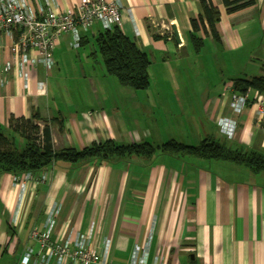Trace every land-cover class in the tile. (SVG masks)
<instances>
[{
	"label": "crops",
	"instance_id": "0c3cea01",
	"mask_svg": "<svg viewBox=\"0 0 264 264\" xmlns=\"http://www.w3.org/2000/svg\"><path fill=\"white\" fill-rule=\"evenodd\" d=\"M26 1L42 15L48 9L67 12L81 0ZM119 1L118 27L148 57L150 86L108 88L104 75L96 82L88 68L96 61L97 23L79 28L77 49L69 33L56 40L51 72L36 65L23 74L11 53L15 37L0 32V124L33 112L40 127L56 119L47 123L55 150L107 140L190 145L210 137L232 150L264 155V113L255 92L247 93L239 114L231 102L234 79L264 75V0L231 14L223 0H210L220 13L219 39H212L204 22L207 34L197 33L203 42L198 52L188 39L190 21L202 14L198 0ZM184 74L190 87L179 83ZM78 78L84 86L63 84ZM221 118L235 121L232 138L220 132ZM32 176L0 175V264H22L28 249L29 264L38 261L45 250L31 232L41 231L52 211L53 242L84 241L101 253L108 244L110 264H127L134 247L149 239V264H264V173L246 166L159 155L150 163H54Z\"/></svg>",
	"mask_w": 264,
	"mask_h": 264
},
{
	"label": "trees",
	"instance_id": "16d2710c",
	"mask_svg": "<svg viewBox=\"0 0 264 264\" xmlns=\"http://www.w3.org/2000/svg\"><path fill=\"white\" fill-rule=\"evenodd\" d=\"M198 2L202 14L190 21L192 31L188 35L190 45L195 52H198L203 45L197 33L203 30L207 34L204 22L212 39L215 42L219 39L215 27L220 19L218 9L210 0H198ZM254 3V0H223L228 14L251 7ZM94 44L106 74L115 77L120 86L135 90H144L150 86L148 57L118 26L101 30L94 37ZM249 91L264 96V75L233 80L232 94L245 95ZM55 120L43 121L44 125L40 127L38 124L42 119L37 112H33L28 119L10 117L7 127L0 124V175L10 174L14 177L27 173L34 175L54 163L86 166L112 164L132 158L150 163L156 154L174 158L225 161L246 166L253 173H264L263 154L232 150L210 137L204 138L197 145H186L175 140H169L158 146L148 141L119 144L107 140L92 143L81 149L55 150L50 127L47 124H53Z\"/></svg>",
	"mask_w": 264,
	"mask_h": 264
},
{
	"label": "built area",
	"instance_id": "2783aa9c",
	"mask_svg": "<svg viewBox=\"0 0 264 264\" xmlns=\"http://www.w3.org/2000/svg\"><path fill=\"white\" fill-rule=\"evenodd\" d=\"M123 10L119 0L106 2L105 0H81L76 8L67 12L48 9L44 14L38 15L34 8L26 0H0V32L13 35L14 41L11 53L16 63L24 74L27 66L41 65L48 72L54 69L53 49L56 40L63 34H71V46L77 49L80 45L79 28L83 31L90 30L96 23L102 30H109L120 25V15ZM131 14L130 9H127ZM31 53H34L33 55ZM9 63L3 69L9 70ZM245 95H231L232 110L239 114L247 103ZM256 104L261 106L264 113V96L255 93ZM220 132L228 138H232L235 132V121L228 118L218 120ZM25 180H32L29 173L23 175ZM57 212V211H56ZM55 212H50L47 222L41 231L33 230L31 239H34L45 250L39 254L38 261L33 264H49L53 259L55 264H63L70 261L74 264H110L105 244L104 251L98 252L87 242L77 241L72 243L70 239L63 242H53L51 235L55 225ZM150 239L141 246L134 247L127 264H149ZM32 250L25 253L22 264H29ZM152 264H160L157 259Z\"/></svg>",
	"mask_w": 264,
	"mask_h": 264
},
{
	"label": "rangeland",
	"instance_id": "374dc122",
	"mask_svg": "<svg viewBox=\"0 0 264 264\" xmlns=\"http://www.w3.org/2000/svg\"><path fill=\"white\" fill-rule=\"evenodd\" d=\"M87 51V50H86ZM91 67L90 68H88V69H92V70H90L93 74H94V76H96L97 77V83H99V81H101V78H99L98 76L99 75H104V76H106L109 80H108V82L106 83V82H102L105 86H107L108 88H113V87H116V86H120L119 84H118V82H117V80L115 79V77H113V76H110V75H108V74H106V72H105V69H104V66H103V64H102V62H101V58H100V56H99V54L97 53L96 54V61H94V59L92 60V62H91ZM81 80H79V78H78V80L76 79V81H74V79L73 80H64L63 81V84H64V86H68V88L69 87H78V85L79 86H84V84L82 83V85H81ZM94 82H95V80H94ZM152 82V80L150 81V83ZM179 83H180V85H182V87H190V84H191V78H189L186 74H184V75H182V79L179 81ZM174 84V83H173ZM90 85H88V82L86 81V87H89ZM158 86V85H157ZM161 86V85H160ZM97 87H99V84H97ZM199 112L200 111H194L193 112V114L194 115H200L199 114ZM204 122H203V120H201V116H200V121L199 120H197V125L199 126L198 127V129H199V131H201V128H200V126L203 124ZM218 123V122H217ZM193 130H196V128H194ZM202 138H200L199 140H201ZM164 142H166V141H164ZM199 142L200 141H194V143H192V144H190V145H197V144H199ZM154 146H158V145H161L162 143L161 142H151ZM183 144H185V143H183ZM187 145V144H186ZM189 145V144H188ZM157 157H159V154H156V157H155V159L157 158ZM149 250H150V247H149Z\"/></svg>",
	"mask_w": 264,
	"mask_h": 264
},
{
	"label": "water",
	"instance_id": "95a60500",
	"mask_svg": "<svg viewBox=\"0 0 264 264\" xmlns=\"http://www.w3.org/2000/svg\"><path fill=\"white\" fill-rule=\"evenodd\" d=\"M174 35H175V38H176V40L178 41V35H177V33H176V31H174Z\"/></svg>",
	"mask_w": 264,
	"mask_h": 264
}]
</instances>
